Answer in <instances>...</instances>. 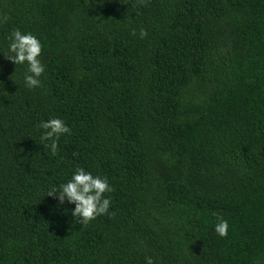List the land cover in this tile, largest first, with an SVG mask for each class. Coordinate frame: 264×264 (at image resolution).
Here are the masks:
<instances>
[{"label":"trees","instance_id":"1","mask_svg":"<svg viewBox=\"0 0 264 264\" xmlns=\"http://www.w3.org/2000/svg\"><path fill=\"white\" fill-rule=\"evenodd\" d=\"M0 20V50L19 28L45 65L29 90L0 55V264H264V0H0ZM77 167L111 215L46 195Z\"/></svg>","mask_w":264,"mask_h":264},{"label":"clouds","instance_id":"2","mask_svg":"<svg viewBox=\"0 0 264 264\" xmlns=\"http://www.w3.org/2000/svg\"><path fill=\"white\" fill-rule=\"evenodd\" d=\"M104 0H99L102 5ZM7 18L5 17L4 20ZM3 21L0 20V23ZM132 35L143 39L147 33L140 28L138 33L135 29ZM6 49L0 50V55L15 65L25 68L22 81L25 88L31 90L41 86V76L44 74L45 65L41 62L40 54L42 45L40 40L31 32H22L19 28H13L5 38ZM39 128L42 130L39 136L43 147L47 148L52 155L58 151V141L62 136L71 135L70 127L59 117H49L41 120ZM113 187L109 179L101 175H93L82 167H77L71 173L70 178L59 184L46 189V195L54 197L59 205L65 203L73 205L71 215L80 224H87L96 217L109 214L111 197L105 195L111 193ZM213 231L220 237L227 235L228 221L220 216L216 217ZM144 264H157L154 257L145 255Z\"/></svg>","mask_w":264,"mask_h":264}]
</instances>
